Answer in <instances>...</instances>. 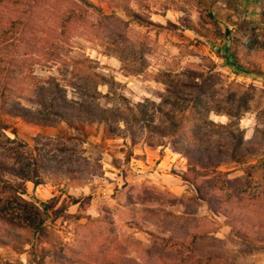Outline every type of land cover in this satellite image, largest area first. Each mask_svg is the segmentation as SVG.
Listing matches in <instances>:
<instances>
[{
	"label": "rangeland",
	"instance_id": "rangeland-1",
	"mask_svg": "<svg viewBox=\"0 0 264 264\" xmlns=\"http://www.w3.org/2000/svg\"><path fill=\"white\" fill-rule=\"evenodd\" d=\"M91 1L116 16L107 28L124 41L77 35L58 64L49 54L30 61L38 80L59 78L73 99L81 84L71 67L84 61L82 87L103 107L171 97L187 114L201 96L198 106L224 128L188 129L207 139L202 150L212 156L203 167L170 141L151 146L125 125L85 123L83 132L0 110V162L29 177L0 175V214L45 225L43 236L22 237L0 222V256L23 264H264V7ZM229 52L247 72L230 66ZM93 73L116 84L96 93ZM225 152L235 158L217 165L214 154Z\"/></svg>",
	"mask_w": 264,
	"mask_h": 264
},
{
	"label": "trees",
	"instance_id": "trees-1",
	"mask_svg": "<svg viewBox=\"0 0 264 264\" xmlns=\"http://www.w3.org/2000/svg\"><path fill=\"white\" fill-rule=\"evenodd\" d=\"M98 1L123 8L116 0ZM241 1L246 6L264 7V0ZM122 11L130 14L127 9ZM112 17L116 16L108 14L105 8L91 0H0V29H6L4 32L0 31V110L8 108V111L35 123H67L68 126L77 123L83 132L85 123L97 122L108 126L112 131L125 125L133 137L142 136L151 146L161 143L163 139L170 141L175 150L189 156L194 162L200 161L199 165L204 167L201 161H209L212 156L205 155L202 150L203 142L207 139L190 136L188 129L195 122L198 127H224L209 120L208 114L206 115L208 108L204 104L198 106L203 103V97H197L196 105L193 103L187 114V107L177 106L171 101V97L160 104L146 99L135 105L122 97L115 108L109 109L103 107L96 99H90V89L82 87L83 75L80 71L84 61H75L71 67L72 74L78 73V77L74 79L78 78L81 84L80 92H77L73 99L68 98L65 86L59 78L50 77L46 85L44 81L38 80L33 69H30L33 65L30 61H40L46 54H49V62L52 65L58 64L64 55V47L70 46L77 35L87 36L93 41L114 37L124 41V35L110 32V27L107 28ZM131 18L142 22L140 15L133 14ZM118 22L121 30L127 28L128 22L121 19H118ZM262 48L264 45L257 49ZM45 50L47 53H43ZM226 58L235 71L247 72L237 62L234 53L229 52ZM93 78L96 93L100 85L113 87L116 84L114 80L109 81L99 73H93ZM214 155L219 159L217 165L222 163L225 156L235 158L231 152ZM15 170L0 162L1 176L10 173L28 180L24 170ZM5 216L0 214V222L15 230L14 232L23 233L22 237H26L25 234L33 237L44 235L45 225L42 223H18L15 218L9 219ZM44 262L42 259L39 264ZM0 264L23 263L12 262L0 256Z\"/></svg>",
	"mask_w": 264,
	"mask_h": 264
}]
</instances>
